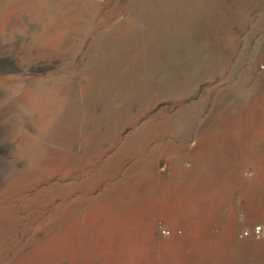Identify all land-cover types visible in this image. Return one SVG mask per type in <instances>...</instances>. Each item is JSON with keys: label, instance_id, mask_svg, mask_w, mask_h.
<instances>
[{"label": "rangeland", "instance_id": "rangeland-1", "mask_svg": "<svg viewBox=\"0 0 264 264\" xmlns=\"http://www.w3.org/2000/svg\"><path fill=\"white\" fill-rule=\"evenodd\" d=\"M0 264H264V0H0Z\"/></svg>", "mask_w": 264, "mask_h": 264}, {"label": "built area", "instance_id": "built-area-1", "mask_svg": "<svg viewBox=\"0 0 264 264\" xmlns=\"http://www.w3.org/2000/svg\"><path fill=\"white\" fill-rule=\"evenodd\" d=\"M261 231H262V228L261 227H257L256 230H255V232L258 233V234H260Z\"/></svg>", "mask_w": 264, "mask_h": 264}]
</instances>
